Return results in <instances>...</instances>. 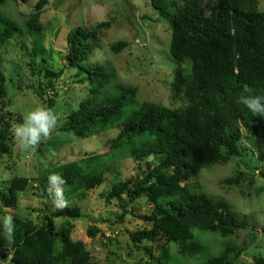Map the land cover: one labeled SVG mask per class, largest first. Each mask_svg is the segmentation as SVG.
I'll return each mask as SVG.
<instances>
[{
    "label": "trees",
    "instance_id": "16d2710c",
    "mask_svg": "<svg viewBox=\"0 0 264 264\" xmlns=\"http://www.w3.org/2000/svg\"><path fill=\"white\" fill-rule=\"evenodd\" d=\"M150 1L170 22L169 54L176 64L171 91L183 106L169 109L143 102L123 118L122 112L134 101L137 89L118 85V94L103 96L101 91L113 73L100 65H83L92 51V40L100 30L108 29L110 22H100L93 30H69L64 52L66 67L77 71L74 77L78 83L88 81L90 87L89 96L60 120L58 131L79 139L116 126L119 131L108 142L107 152L55 164L34 180L46 199L43 214L39 223L13 218L9 264H89L90 251L82 241L71 237L73 222L85 216L75 205L64 211L49 209L48 177L57 174L67 181L64 194L68 201L74 196L85 198L106 182L105 174L113 172L110 167L116 160L125 159L133 161L135 174L123 179L116 172L114 182L101 196L105 204L114 202L118 207L120 222L134 214L138 200L145 199L152 206L148 214L137 215L148 228L129 232L137 249L142 242L159 241L161 261L169 262L167 246L175 243L182 258L194 259L206 250L199 238L193 237V231L200 230L226 239L218 254L205 255L203 264H234L245 251L234 247L231 238L248 226L247 217L238 216L223 198L209 196L187 183L203 169L245 157V139L258 145L259 158L264 161V116L254 115L240 102L241 95L264 97V11L258 10L259 0H215L208 15L202 12L199 0ZM13 2L0 0V158L11 153L15 125L8 110L6 47L17 37L30 42L29 49L24 43L19 47L20 57L27 58L25 66L38 80V85L30 88L49 109L55 107L49 92L57 91L55 82L62 74L47 65L41 22L47 1L38 0L21 19H14L6 10ZM125 47L126 42H117L110 50L119 52ZM82 74L85 76L80 77ZM256 176L264 182V169L236 170L221 184L253 189ZM29 184L27 177L17 175L6 181L5 188L0 189V204L15 207L19 193ZM56 219L63 221L56 226ZM261 231L264 235V226ZM97 233V227L89 225L87 236L95 238ZM251 264H264V256L254 257Z\"/></svg>",
    "mask_w": 264,
    "mask_h": 264
},
{
    "label": "rangeland",
    "instance_id": "374dc122",
    "mask_svg": "<svg viewBox=\"0 0 264 264\" xmlns=\"http://www.w3.org/2000/svg\"><path fill=\"white\" fill-rule=\"evenodd\" d=\"M37 1L15 0L7 5L6 10L14 19H21V16L31 11ZM46 1L41 22L44 25L43 45L48 56L47 65L54 72L62 71L60 78L55 82L57 91L49 92L55 102L52 110L59 117V121L69 110L75 109L81 100L89 96L90 87L88 81L83 84L78 83V78L74 77L77 71L66 67L64 52L67 33L75 27L93 30L98 23L105 21L110 22V27L96 34V38L92 40V51L88 59L83 62L85 67L100 65L106 71L113 73L110 83L101 91V95L118 94V85L137 89L134 101L122 112L123 118L143 102H153L169 109L183 106V101L175 97L171 91L176 64L169 54L170 22L151 5L150 0ZM199 2L204 15H208L215 4V0H199ZM258 10L264 11V0H259ZM11 42L12 45L5 49L4 67L8 79L6 84L10 104L8 110L15 125L11 153L0 158V189L5 188V182L16 175L27 177L30 184L25 191L19 193L15 207L5 208L0 204V218L11 215L13 218H28L38 222L46 203V199L36 189L38 186L34 183L39 174L55 164L72 162L84 155L107 152L108 142L117 135L119 126L83 139L60 132L57 128L52 138L43 141L35 150H21L19 142L15 139L14 130L18 124L23 123L29 112L43 104L33 91L38 85V80L30 75L25 66L24 60L27 58L20 57L19 47L24 43L29 49L30 42L21 37ZM117 42H126V47L119 52L111 51L110 46ZM82 76L85 75L82 74L80 77ZM51 142L53 145L49 144ZM242 144L248 148L245 157L233 159L226 165H212L203 169L199 176L187 184L198 187L201 192L209 196L223 198L238 216L247 217L248 226L237 231L231 242L236 248H245L234 264H251L254 257L264 256V235L261 231L264 226V182L256 176L253 189L221 184L223 179L231 177L236 170L264 169V161L259 158L258 145L246 139L242 140ZM111 153L119 155L115 151ZM110 168L113 172L105 174L106 182L88 192L85 198L74 196L69 201V205L78 206L85 216L73 222L71 237L86 245L91 253L89 264H158L161 261L159 241L158 243L142 242L137 249L129 239V232L148 228V225L140 221L137 215L148 214L152 206L148 205L145 199H140L137 201L134 214L125 216L120 222L118 215L121 212L118 207L114 202L105 204L101 196L116 178V172L123 179L135 174L133 161L116 160ZM242 191L249 192V195L242 194ZM48 204L49 209L55 210L52 197L49 198ZM89 219L95 220L93 221L95 223H90ZM62 221L56 219L55 225H60ZM89 225L97 227L98 233L95 238L87 236ZM193 237L199 238L204 245L206 250L203 254L194 259L182 258L178 253L177 245L170 243L167 246L170 261H161L160 264H203L205 255L218 254L226 240L200 230H194ZM10 241L11 237L9 238L4 232L3 220L0 219V264H9Z\"/></svg>",
    "mask_w": 264,
    "mask_h": 264
},
{
    "label": "clouds",
    "instance_id": "9594fccd",
    "mask_svg": "<svg viewBox=\"0 0 264 264\" xmlns=\"http://www.w3.org/2000/svg\"><path fill=\"white\" fill-rule=\"evenodd\" d=\"M246 91H248L246 89ZM243 103L254 115L264 116V97L241 95ZM60 124L59 117L54 110L40 106L29 112L23 123L18 124L14 130L15 139L19 142L21 150H35L43 141L52 138V134ZM48 194L52 197V204L58 211H64L69 206L65 197L67 181L60 175L53 174L48 177ZM3 220V229L10 238L14 233L15 224L11 215L0 218Z\"/></svg>",
    "mask_w": 264,
    "mask_h": 264
}]
</instances>
